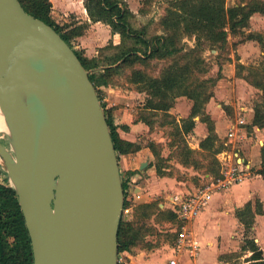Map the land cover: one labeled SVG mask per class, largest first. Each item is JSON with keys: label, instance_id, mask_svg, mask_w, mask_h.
<instances>
[{"label": "water", "instance_id": "obj_1", "mask_svg": "<svg viewBox=\"0 0 264 264\" xmlns=\"http://www.w3.org/2000/svg\"><path fill=\"white\" fill-rule=\"evenodd\" d=\"M0 110L33 264H119L125 197L104 108L72 48L19 0H0Z\"/></svg>", "mask_w": 264, "mask_h": 264}, {"label": "trees", "instance_id": "obj_2", "mask_svg": "<svg viewBox=\"0 0 264 264\" xmlns=\"http://www.w3.org/2000/svg\"><path fill=\"white\" fill-rule=\"evenodd\" d=\"M149 2L150 0H142ZM24 10L34 17L44 21L56 30L64 41L72 48L86 70L89 71V79L93 83L98 98L99 89L108 86L123 68L137 64H146L153 59L168 60V64L161 69L156 77L139 69H133L130 81L138 86L139 91L146 94L144 108L147 111L168 112L174 105L176 98L186 97L192 101L190 114L176 126L178 140L172 142L176 149L184 154L183 164L193 161V151L188 148L183 136L188 134L195 125L194 117L199 116L200 121L206 124L208 135L200 142L203 150L209 151L211 162L208 170L214 179H221L220 166L216 156L225 148L223 144H216L218 136L215 133L214 122L205 112V105L214 96L216 79L204 77L207 73L205 60L201 51L205 46L211 49L222 50L227 46L229 36H236L249 27L250 19L255 13L264 14V1L251 0L245 4L229 6L226 0H171L165 15L160 21L163 34L147 40L144 31L134 29L128 22L131 16L127 7L121 6L118 0H84V7L92 22H103L111 27L112 32L121 37L119 45L109 43L103 48L112 50L109 55L96 58H87L81 51L74 49L73 40L81 36L88 24H82L73 29L59 25L52 17V3L50 0H19ZM193 38L195 46L184 50L182 39ZM246 40L260 42L263 52L262 37L256 33H249ZM237 74L243 66L238 64ZM253 87L257 88L261 95L253 107L251 123L248 130L264 128V57L257 68H251L243 77ZM107 124L109 126L114 149L119 161L121 155L133 154L141 149L137 143L120 138L107 110ZM223 109L230 113L227 105ZM144 121L148 126L151 123ZM157 144L150 142L148 148L152 151L154 166L158 176H168L163 163L168 159L162 158L156 149ZM262 167L258 173L264 176V148L260 150ZM217 165V167L215 166ZM0 171V264H33L31 241L25 226L17 195L12 188L8 175L2 181ZM9 182V183H8ZM124 197L126 198L127 181L122 179ZM126 199L124 208H126ZM158 213L168 221L176 222V214L169 209L160 210L157 203H145L136 206L133 217L129 221L121 219L118 230V252L125 251L144 241L146 235L151 234V226L147 220ZM263 214V207L259 200L248 201L242 208L235 211L239 222L246 232L253 227L255 217ZM180 226V222L177 221ZM178 231L174 234V240L178 237ZM241 250H249L252 255L246 264H264V257L253 238L246 237Z\"/></svg>", "mask_w": 264, "mask_h": 264}, {"label": "rangeland", "instance_id": "obj_3", "mask_svg": "<svg viewBox=\"0 0 264 264\" xmlns=\"http://www.w3.org/2000/svg\"><path fill=\"white\" fill-rule=\"evenodd\" d=\"M121 6L127 7L131 16L128 17V22L130 25L136 30L144 31V37L147 40L152 39L154 36L163 34V30L161 28V19L165 15L166 9L168 8L171 0H150L149 2H145L142 0H118ZM251 0H226L227 5L235 6L239 4H245L250 2ZM264 1V0H262ZM53 19L61 26H69L68 22L70 21V16L68 17H59V15L52 14ZM68 18V19H67ZM257 27H255V26ZM249 33H256L262 37V42L264 45V14L255 13L253 19L250 20L249 27L246 28L243 32L237 34L236 36H229L227 46L222 50L211 49L209 46H205L201 51V56L205 60L207 73H205L204 77L216 79L217 83L221 80V78L226 77L228 74V70H231V74H234V78H238L243 80L246 85L243 89L239 92L237 91L235 85L226 86L224 85V89L228 91L226 94L230 96H236L239 99V105L242 107L248 108L247 111L242 112V110L237 109V114L240 115H248L253 116V107L257 101L260 99V91L250 85L248 82L245 81L243 78L245 75L248 74L249 69L257 68L264 57L263 48L259 41L257 40H246L245 37ZM119 43L121 42V37L118 34ZM184 50H188L189 48H193L195 46V41L193 38L184 37L181 43ZM74 49L81 51L82 54L87 58H96L102 55H109L111 54L112 50L104 49L103 52H100L101 49H98V52L94 55H88L85 51L80 50L76 41L73 42ZM241 48L240 52L244 55V62L241 63L239 60L242 56L236 50ZM87 54V55H86ZM231 56V57H229ZM168 60H159L153 59L146 64H137L134 65L133 68L125 67L123 70L114 77L113 82L110 83L108 86L101 87L99 89V95L101 96V104L108 107L109 103L117 102L115 110L113 113L110 111L108 114L112 117V114L116 111H120L118 114L124 113L125 109L131 114L132 120H147L151 123L149 125V139L146 143L155 142L157 144L156 149L160 152L162 158L168 159L167 162H164L163 165L165 167V172L169 173L171 178L175 181V189L174 190H186L193 192L198 188H203L209 186L211 182H217L219 179H214L210 175H212L211 171L208 170V167L211 162V157L209 155V151L203 150L201 147L192 149L191 144H195L191 136L188 134L184 135V141L186 142L188 148H190L193 153L191 154L193 157V161L190 164H183L182 158L184 154L180 151V149H176V146L172 145L173 141L178 140L176 126L181 124L183 119H186L189 116L190 108L187 110V102L188 104H192V101L186 97H178L179 101L176 98L173 107L168 112H154L147 111L144 108V104L146 102V94L139 91L138 86L135 85L133 82L130 81V75L133 69H139L151 76H158L161 72V69L168 64ZM240 62V63H239ZM240 64L243 68L240 70V75L237 74V66ZM226 74V75H225ZM220 83V82H219ZM217 84L214 87V94ZM220 87V86H219ZM236 89V90H235ZM237 92H239V96H237ZM104 97H108V101H104ZM178 102V104H177ZM209 103V102H208ZM207 103V104H208ZM216 103L224 106L226 104L224 101L217 100L213 101L211 111H220V107L215 106ZM207 104L205 105V111L207 108ZM187 105V106H186ZM121 108V110H120ZM250 110V111H249ZM225 113V112H224ZM237 114L234 116L229 117H237ZM217 116V113H216ZM120 117V115L118 116ZM199 118V116H197ZM218 118V116H217ZM113 122H120V118L113 117L111 118ZM200 119V118H199ZM118 120V121H117ZM249 124V123H248ZM247 124V125H248ZM247 127V126H246ZM248 129V128H247ZM260 132H256L253 129L251 131L252 144L251 146H255L259 153V162L257 165H261V148H264V128H258ZM155 134V139L152 140L151 134ZM1 141L5 144L6 147L11 148L9 141L6 136L0 137ZM227 139H218L216 144H223L225 146L223 151L230 152L232 150L233 143H227ZM226 141V142H225ZM225 142V143H224ZM227 144V145H226ZM239 145H242L239 143ZM200 146V144H199ZM250 145H244V149L248 148ZM230 150L228 151V149ZM150 149V148H149ZM12 150V149H11ZM151 151V150H150ZM152 152V151H151ZM221 154L216 156L217 163L220 166L225 160ZM13 156L15 154L12 152ZM256 152L254 153V155ZM256 156V155H255ZM154 158V156H153ZM253 160H256V158ZM155 162V159H154ZM152 162V163H154ZM217 167V165H215ZM149 166H146L148 169ZM119 168L121 173V178L127 181V189H126V208H123L122 212V220L129 221L133 217V210L136 206L145 204V203H157V207L160 210L162 209L161 202L162 199L160 198H153L150 200H145L141 198L138 192H136V188H138L146 179L150 178L149 173H145L141 179L132 178L128 171L125 169V163L122 158V155L119 158ZM146 168H144L146 170ZM143 169V170H144ZM261 169V168H260ZM259 169V170H260ZM0 171L4 173L1 175L2 181L4 182L5 174L7 175V171L4 167L2 160L0 159ZM254 171L256 173L257 170ZM252 174L247 180H253L254 178H264V176H256ZM166 175V177H168ZM130 178V179H129ZM129 179V181H128ZM130 182V180H132ZM9 183V182H8ZM233 184L225 187V188H216L212 186V195L215 193H219L220 195L226 196L231 194V190L228 189L232 187ZM256 188H260V190L264 193V186L262 187L260 184H254ZM252 187V186H251ZM146 193H148V189L146 187ZM254 191L253 201L258 200L257 194ZM233 203L226 204L224 208L231 209ZM152 215L148 220L147 223L151 226V234L146 235L144 241L131 246L129 249L125 251L118 252V261L119 264H144V261L150 260L153 255H161L167 251L169 246H173L175 243L174 234L175 231H178L179 223L175 221H168L164 217L160 215ZM190 224V223H189ZM188 224V226H189ZM241 234L244 236L248 235L253 237L254 232L250 230L247 233L243 230ZM195 238V237H194Z\"/></svg>", "mask_w": 264, "mask_h": 264}, {"label": "crops", "instance_id": "obj_4", "mask_svg": "<svg viewBox=\"0 0 264 264\" xmlns=\"http://www.w3.org/2000/svg\"><path fill=\"white\" fill-rule=\"evenodd\" d=\"M50 1L52 3V14L54 13L57 16L59 15V17L70 16L67 30L73 29L74 27L82 24H88L84 33L73 40V42H77L80 50L85 51L88 55H94L98 52V49L105 47L109 43H112L113 45H117L119 43L118 33L112 32L109 25L100 21L92 22L90 20L86 8L84 7V0ZM253 17L254 15L251 19H253ZM240 49L241 48L238 47L236 50L239 54H241ZM241 55L242 56L239 60L241 63H245L243 61L245 59L244 55ZM233 75L234 74H231V70H228L227 76L221 78L219 81L220 83L216 82L217 87L215 89V94L207 104L205 112L214 122L215 133L218 136V139L221 138L222 141L223 139H227V143H231L227 134L229 131L234 132L237 129L239 130V136H241V139L232 140L233 146L231 147L232 150L230 152L237 153L241 161L250 165L251 175L255 173V167V170H257L255 175L261 176L258 171L262 167V164L257 165L259 162V153L255 146H251L253 137H251V131H249L246 127L248 123H251L252 116L245 114L240 115L241 113L237 114V109L245 112L248 108L240 106L239 99L236 96H230L226 94L228 92L226 89L223 90L224 85H235L237 91L240 92L246 85L243 80L234 78ZM239 92H237V96L240 95ZM215 99L224 101L226 103L224 105H227L230 108V113L226 112L222 105L216 103L215 106L220 107V111H216L218 116L217 118L216 113L210 110ZM103 100L108 101V97H104ZM177 100L179 101V98ZM116 105L117 102L109 103L105 110L109 112V109H111V112L113 113ZM187 105L188 110L192 104H188L187 102ZM119 112L120 111L114 112L112 117L114 115V117L120 118V122H112L116 127L120 138L129 142L137 143L141 146V149L136 153L122 155L125 163V169L132 178L141 179L146 172L150 175V178L146 179L138 188H136L135 191L138 192L140 197L145 200L161 197L162 209L170 210L171 207L168 201L169 197L175 193H184L188 191L182 189L174 190L175 181L173 178L170 176H158L154 166H150L148 169L146 168V166H149L152 162H154L153 154L146 146L149 139L150 129L144 121L132 120L131 114L127 111V109H125L124 113L118 114ZM226 114L229 116H235L237 114V117H229ZM119 115L120 117H118ZM199 118L197 116L193 118L195 125L188 133V136H191V138L196 141L195 144H191L192 149L199 148L200 142L208 135L206 124L201 122ZM253 130L260 132V130L256 127H254ZM154 135V133L151 134L152 140L155 139ZM239 143L242 145H239ZM246 144H249L250 146L244 149V145ZM229 150L230 148L228 151ZM255 152L256 156L254 155ZM253 158H256V160H253ZM144 163L146 164L144 167L146 170L143 168L144 170L141 171L140 167ZM245 180H247V178L243 179L239 183L233 184L232 187H229L228 189L231 190V194L226 196L220 195L219 193L213 194L208 205L203 208L196 218L190 222L188 226L189 232L199 242L200 247L196 255L192 258L186 255H179L178 264H246L252 255V252L249 250H241L245 244L246 237L254 239L256 245L262 252V256L264 257V193L260 190V188L253 186L258 183L263 187L264 178H254L253 180L248 181ZM131 181H133V179L130 180V182ZM146 187L148 189V193L145 192ZM254 191H256L255 194H257V199L262 204L263 214L255 217L253 227L251 228V231L254 232V236L251 237L241 234L243 225L237 219L235 211L242 208L246 202H253L252 195L254 194ZM231 203L235 204L232 205L231 209L224 208L226 204L229 205ZM176 232L177 230L175 233ZM172 255L173 250L172 247L169 246L164 254L153 255L150 260L144 261V264H167L168 259L171 258Z\"/></svg>", "mask_w": 264, "mask_h": 264}, {"label": "built area", "instance_id": "obj_5", "mask_svg": "<svg viewBox=\"0 0 264 264\" xmlns=\"http://www.w3.org/2000/svg\"><path fill=\"white\" fill-rule=\"evenodd\" d=\"M227 137L230 142L233 139H241L238 129L234 132L229 131ZM222 155L225 160L221 164L223 176L221 179L193 192L175 193L169 197L170 210L176 214L180 226L178 237L172 246L173 255L168 259L167 264H178L179 255H186L190 258L196 255L200 244L189 232L188 224L208 205L212 197L211 187L225 188L231 184L239 183L251 175L250 165L241 161L237 153L223 151Z\"/></svg>", "mask_w": 264, "mask_h": 264}, {"label": "bare ground", "instance_id": "obj_6", "mask_svg": "<svg viewBox=\"0 0 264 264\" xmlns=\"http://www.w3.org/2000/svg\"><path fill=\"white\" fill-rule=\"evenodd\" d=\"M6 136L7 139L10 142V147L12 149V151L17 154V145H16V141L14 138V135L11 131L10 126L6 123L5 117L3 116L1 110H0V137L1 136ZM17 164H19V159H16Z\"/></svg>", "mask_w": 264, "mask_h": 264}]
</instances>
